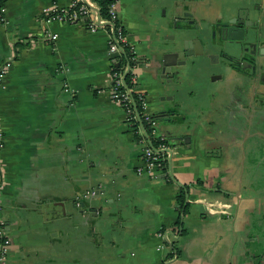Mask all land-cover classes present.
<instances>
[{
	"label": "crops",
	"instance_id": "obj_1",
	"mask_svg": "<svg viewBox=\"0 0 264 264\" xmlns=\"http://www.w3.org/2000/svg\"><path fill=\"white\" fill-rule=\"evenodd\" d=\"M190 1H114V26L133 56L131 93L143 96L155 122L151 140L162 137L170 150L152 177L135 127L111 97L120 55L108 53L113 26L44 22L43 9L69 0H0L4 264H264V57L230 93L219 89V70L197 82L160 79L164 55L191 40L179 33ZM225 4L216 7L217 45L226 38L220 10H249ZM255 5L264 38V0ZM213 54L211 64L227 65ZM186 60L170 73L186 74ZM242 68L227 69L247 76ZM178 185L187 204L181 217Z\"/></svg>",
	"mask_w": 264,
	"mask_h": 264
},
{
	"label": "built area",
	"instance_id": "obj_2",
	"mask_svg": "<svg viewBox=\"0 0 264 264\" xmlns=\"http://www.w3.org/2000/svg\"><path fill=\"white\" fill-rule=\"evenodd\" d=\"M114 2L108 6V18L101 19L96 18L95 5L90 0H69L66 7H61L52 3L50 6L42 10L43 20L45 23L59 22L64 24H74L76 22H82L85 28L89 31H93L96 28L95 22H106L112 25V36L108 43L109 54H119L125 44V38L122 35L121 27L115 25V13H114ZM95 20V22H94ZM4 22L3 8L0 4V24ZM55 37V36H54ZM131 51V48L128 47ZM5 73V67H0V80ZM111 78L113 81L111 97L116 101L122 108L125 114V122L127 124H135V129L138 136V142L142 146L141 157L143 167L149 171L151 176H154V171H158L163 168V161L161 158V152L165 146L164 139L162 137H156L157 147L151 146V138L154 136L155 122L145 112V100L141 94H136V102L139 108V114L137 113V105L132 98L131 89L125 88L122 82V73L120 71L112 70ZM129 81L133 83V77L129 78ZM129 92L131 96L129 95ZM140 119L146 124V128H143ZM147 131V132H146ZM155 137V136H154ZM163 148V149H161ZM136 172L139 174L141 168H137ZM158 248V247H157ZM6 256V246L3 241L2 228L0 227V264H4Z\"/></svg>",
	"mask_w": 264,
	"mask_h": 264
},
{
	"label": "rangeland",
	"instance_id": "obj_3",
	"mask_svg": "<svg viewBox=\"0 0 264 264\" xmlns=\"http://www.w3.org/2000/svg\"><path fill=\"white\" fill-rule=\"evenodd\" d=\"M210 3L213 8H210ZM231 5H237V6H244L249 7L251 10V14L253 16L256 15V11H258V8L253 9L255 5V0H191L190 1V8L189 11L185 10L186 12L182 13L181 16L185 17V15L189 16V20L187 21L188 25L186 26V31L181 30L179 33L181 35H184L187 32V35H189V38L196 42H202L201 53L199 48H195L194 55L189 56V58L186 60V62L191 63V68L189 71L184 74L183 69L179 71V76L187 77L189 80L194 79L195 82H197L198 79H207L210 80V78L218 75V70L222 73V86L219 89L221 92L227 89V92L230 93L233 86H237V84H240L241 80L243 83H246L249 81V79L252 77L243 76L240 73H236L235 71H232L230 69H227L226 66L223 64L224 62H221L220 65L216 66L214 64L216 59H212L210 63V54H213L215 51H209L208 46L211 44L213 36H214V30L213 25L216 24V17H218V14H216V7H222L223 4L227 6ZM209 6V7H208ZM257 7V6H256ZM221 15L219 14V17L223 20L225 18V10H220ZM187 17V16H186ZM256 17H259L257 14ZM255 18V17H254ZM184 37V36H183ZM198 45V44H197ZM193 64V65H192ZM252 74V71L250 72ZM256 76V74H254ZM220 77V78H221ZM225 84V85H223ZM255 86V85H254ZM254 86H252L254 88ZM245 87V86H244ZM247 87V91H243V94L247 93L248 91H251L252 88L249 86ZM245 89V88H241ZM232 92V91H231Z\"/></svg>",
	"mask_w": 264,
	"mask_h": 264
},
{
	"label": "water",
	"instance_id": "obj_4",
	"mask_svg": "<svg viewBox=\"0 0 264 264\" xmlns=\"http://www.w3.org/2000/svg\"><path fill=\"white\" fill-rule=\"evenodd\" d=\"M96 12V18L98 20L99 14L98 11L95 9ZM225 22L222 23V33L225 32L226 38L222 41L224 42L221 45H217L212 39L211 44L208 46L209 51H215L219 50L222 53H232L233 56H230L231 58H234L236 61H240L241 53L247 52L249 49L251 50L249 53L251 55L253 64L251 67L252 75L254 72V69L259 64V58L264 57V47H261L264 44V38H261L258 30V21L259 17L254 18L251 14V10L249 9H241L238 10V12L232 16L229 13L225 14ZM180 39L182 38L179 37ZM196 45V48L198 47L201 53L202 42H196L193 40H186L183 41L181 47L179 48V51H173L171 54H166V56H170L172 60L174 59V62L170 64L165 60L166 56L164 55L161 63L159 64V78L164 79L166 82H171L172 78H176L179 72L176 73H170V68L174 66H182L184 65V62L189 56L194 55L195 48L192 47V45ZM198 44V45H197ZM178 47L174 45L173 48ZM234 53H237V56H234ZM120 54L123 55V52L120 50ZM118 54H112L111 56L114 58ZM214 57V54H210V58ZM242 65H247V62L244 60ZM130 66L129 63L126 64V70L123 73L122 81H124L125 76L129 72ZM129 95L131 96L130 92ZM163 113V112H161ZM166 113V112H164ZM162 152H167L170 156V150H162ZM169 177H171L170 172H168ZM182 188V190L185 192L184 187L181 185H178ZM184 201L186 202V195ZM182 214H180V217Z\"/></svg>",
	"mask_w": 264,
	"mask_h": 264
},
{
	"label": "trees",
	"instance_id": "obj_5",
	"mask_svg": "<svg viewBox=\"0 0 264 264\" xmlns=\"http://www.w3.org/2000/svg\"><path fill=\"white\" fill-rule=\"evenodd\" d=\"M94 5L95 7L97 8V11H98V14H99V17L102 18V19H107L108 18V13H107V10H108V6L114 2L115 0H90ZM122 52H123V55H119L118 57H116L117 59V65H115L113 67L114 70H119V68H121V66H124L126 65L127 63H129V66L131 67L132 66V60L131 58L133 57L131 55V53L127 50V47L123 46L122 47ZM124 86L125 88L127 89H130L131 88V85H130V82H129V75H127L124 79ZM132 98L135 102V105H137V102H136V96L135 94L132 93ZM137 113L139 114V108H138V105H137ZM141 121V124L143 126V128H146V124L140 119ZM133 127L136 126V123L134 125H132ZM136 132V130H135ZM147 132V131H146ZM151 146L153 148H156L157 147V143L152 141L151 140ZM176 203H177V212L178 214H182V212L185 211L186 207H187V204L186 202L184 201V195H183V190L182 188L179 189L177 195H176ZM174 249V247L172 248Z\"/></svg>",
	"mask_w": 264,
	"mask_h": 264
},
{
	"label": "flooded vegetation",
	"instance_id": "obj_6",
	"mask_svg": "<svg viewBox=\"0 0 264 264\" xmlns=\"http://www.w3.org/2000/svg\"><path fill=\"white\" fill-rule=\"evenodd\" d=\"M215 41V40H214ZM216 43V42H215ZM251 50L249 49L247 52L245 53H241V59L240 61H236L234 58H231L230 56H233L232 53H222L223 55L222 56H225L226 59H228V62H227V65L226 68H229V67H233V68H236L238 70H242L243 68V65L242 63L244 62V60L247 62V65L246 68L243 70L245 72V74L248 76V77H251L252 74H250L251 72V67H252V64H253V61H252V58H251V55H250V52ZM234 56H237V53H234Z\"/></svg>",
	"mask_w": 264,
	"mask_h": 264
}]
</instances>
